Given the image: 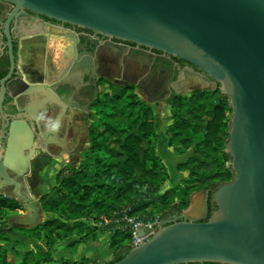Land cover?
<instances>
[{
    "label": "water",
    "instance_id": "95a60500",
    "mask_svg": "<svg viewBox=\"0 0 264 264\" xmlns=\"http://www.w3.org/2000/svg\"><path fill=\"white\" fill-rule=\"evenodd\" d=\"M4 1L183 59L228 97L232 113L225 152L232 178L193 193L187 207L174 219L162 217L154 230L140 227L142 239L112 264H264V0ZM10 62L9 74L0 80L1 112L4 97L15 99L11 87L25 78L23 71H14L11 51ZM193 77L201 85L200 75ZM6 127V142L0 140V193L14 186L9 195L25 210L8 227L34 226L41 215L39 200L18 181L29 173L35 154L31 128L17 119Z\"/></svg>",
    "mask_w": 264,
    "mask_h": 264
},
{
    "label": "trees",
    "instance_id": "16d2710c",
    "mask_svg": "<svg viewBox=\"0 0 264 264\" xmlns=\"http://www.w3.org/2000/svg\"><path fill=\"white\" fill-rule=\"evenodd\" d=\"M147 80L124 86L108 82V92L95 104L99 120L88 127L90 146L82 152L78 167L58 172L57 184L39 198L40 207L63 216L32 229L17 227L44 239L46 251H9L4 247L9 237L0 230V264H53L55 245L75 235L77 239L67 248L76 250L80 243L95 241L106 232L111 233L108 249L112 259L93 264H112L131 248L124 217L142 222L156 215L162 218L168 210L187 207L193 193L232 178L227 166L230 156L225 152L232 113L228 97L218 86L195 88L189 95L172 91L168 96L151 95L149 101L161 100L170 108L167 145L173 153L191 152L176 165L187 177L161 191L169 175L156 154L153 110L135 92L137 86H146ZM145 90L151 92L150 87ZM20 208L16 199L0 194V218ZM103 217L111 222L103 225ZM59 264H89V260L63 258Z\"/></svg>",
    "mask_w": 264,
    "mask_h": 264
},
{
    "label": "flooded vegetation",
    "instance_id": "af4514ba",
    "mask_svg": "<svg viewBox=\"0 0 264 264\" xmlns=\"http://www.w3.org/2000/svg\"><path fill=\"white\" fill-rule=\"evenodd\" d=\"M10 51L16 65L14 71H22V63L26 61L29 77L28 81L23 79L11 87L15 99L4 97L0 140L6 142L7 121L25 120L31 128L35 152L30 165L38 162L39 155H43L44 161L63 158L75 163L78 160L88 140L95 104L108 82L124 86L147 77L148 85L137 86L135 90L148 100L151 95L168 96L176 87H196L194 73L200 75L201 84L211 82L202 70L183 59L109 39L0 0V80L10 72ZM13 78L16 76L11 74ZM153 102L165 104L161 100ZM29 105L38 108L28 112L25 108ZM29 176V173L21 174L18 181L28 186ZM13 190L14 186H7L6 196L12 197L9 194ZM178 214V210L172 209L164 218L174 219Z\"/></svg>",
    "mask_w": 264,
    "mask_h": 264
},
{
    "label": "rangeland",
    "instance_id": "374dc122",
    "mask_svg": "<svg viewBox=\"0 0 264 264\" xmlns=\"http://www.w3.org/2000/svg\"><path fill=\"white\" fill-rule=\"evenodd\" d=\"M116 85H120L119 82H116ZM216 83L211 82H205L201 85H198L193 88H185V87H176V91L183 94V95H189L194 90V88H208V89H215ZM108 92L107 87L104 86V90L102 94ZM135 92L138 94V96L145 102L149 104V106L153 110V124H154V130H155V149L156 154L160 159V162L163 163L166 166L169 178L164 183V185L161 188V191H164L178 183L181 182V180L184 179L180 176V171L176 169L177 163L181 162L182 156H188L191 152V150L187 151L183 155H176L173 153L172 148L167 145V138H168V131L172 126V119L170 114V108L166 104H161L153 101H149L147 96L144 95L141 91L135 90ZM91 120H89V126L91 124H94L98 122L99 117L97 115V108H95L94 113L92 114ZM90 146V143L88 140L85 142L84 150H86ZM82 151V152H83ZM82 154V153H81ZM181 156V157H179ZM39 160L37 163L31 162L30 165V171H29V177H28V186L30 189L31 194L35 197V199H39L42 195L48 193L50 189L55 186L56 183V175L58 172L63 171L68 168L72 167H78L79 162L81 161V155L79 156L78 160L75 163H69L65 161V159H48L46 161L43 160V155H39ZM186 177V176H185ZM36 187V188H35ZM4 194V193H0ZM6 195V194H4ZM170 210H168L166 213H168ZM20 213V214H19ZM24 213V209L21 205V208L17 212L9 211L6 213L5 217L0 218V230L4 231L5 234L9 237V243L5 244L4 247L8 249L9 251L17 250L19 252H25L28 250L33 251L34 253L37 251L45 252L47 247L45 244L44 239L37 238L34 231H27L25 229H32L36 227V225H40L48 220H52L55 218H58L60 216H63L62 213H54L53 211L43 209L41 207V215L39 217V221L36 225L30 226V227H23L24 230H20L17 227H8V221L16 216L22 215ZM159 216V215H156ZM91 225H99L98 222H92L89 221ZM36 232L38 231L35 230ZM108 233V232H106ZM106 233L99 234L96 239V247H99V250L101 252L109 253L110 259H112V254L110 250L108 249V246L106 247V240L111 238V236L106 235ZM39 237V236H38ZM77 239V236L73 235L72 238L64 241L63 243H59L55 245L51 252L53 256V264H59L61 259V254H66L63 250V245L66 243H69L70 241ZM131 240V238H130ZM129 240V243H130ZM87 248V250H90L89 246L84 245V248ZM94 247V246H93ZM86 249L79 250L80 254L83 252L85 253ZM54 252V253H53ZM69 254L71 253V249L68 248ZM84 256V255H82ZM80 257H76V260ZM75 260V259H74Z\"/></svg>",
    "mask_w": 264,
    "mask_h": 264
},
{
    "label": "crops",
    "instance_id": "0c3cea01",
    "mask_svg": "<svg viewBox=\"0 0 264 264\" xmlns=\"http://www.w3.org/2000/svg\"><path fill=\"white\" fill-rule=\"evenodd\" d=\"M22 64L24 65L21 68V70L23 71V74L25 76L24 79L26 81H28V77H29L28 74L29 73H28V66L26 64V61H23ZM179 157H181V156H179ZM187 157L188 156L183 155L182 156V159H183L182 161L186 160ZM180 176L182 178L184 177V179H185L187 177V173L186 172H180ZM106 235L111 236V233L108 232V233H106ZM95 242H96V240L95 241H91V242L80 243L77 246L76 250H71V253L72 254L67 253L68 252V248H67L68 243H66L65 245H63L64 246L63 247V250H64V252L66 254H61L60 256L63 257V258L69 259V260H74V259L76 260V257H80L77 260H80L82 258H87L89 260V264L100 263V262H105V261L111 260L110 257H109L110 256L109 253H106V251L105 252H101L99 250V247L98 248L96 247ZM109 242H110V238L108 240H106V242H104V244L106 243V247L109 245ZM84 245L89 246L90 247V250L89 251L87 250L88 247L87 248L86 247L84 248ZM82 248L83 249H86V251L84 250L85 253L83 252L82 254H80L79 250H81ZM82 255H84V256H82Z\"/></svg>",
    "mask_w": 264,
    "mask_h": 264
},
{
    "label": "built area",
    "instance_id": "2783aa9c",
    "mask_svg": "<svg viewBox=\"0 0 264 264\" xmlns=\"http://www.w3.org/2000/svg\"><path fill=\"white\" fill-rule=\"evenodd\" d=\"M123 220L126 222L127 230L131 235V240L129 245H135L139 240L142 239V237L138 235L139 228L145 227L148 231H152L159 224L161 217L155 216L154 218H151L146 222L137 221L134 218H128V217H124ZM101 222L103 225H106L110 223L111 220L103 217L101 219Z\"/></svg>",
    "mask_w": 264,
    "mask_h": 264
},
{
    "label": "bare ground",
    "instance_id": "6f19581e",
    "mask_svg": "<svg viewBox=\"0 0 264 264\" xmlns=\"http://www.w3.org/2000/svg\"><path fill=\"white\" fill-rule=\"evenodd\" d=\"M36 188V187H35Z\"/></svg>",
    "mask_w": 264,
    "mask_h": 264
}]
</instances>
